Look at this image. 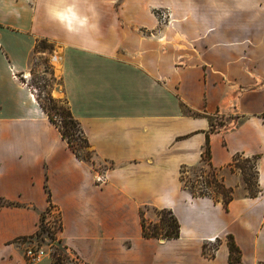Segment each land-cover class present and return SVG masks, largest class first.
Masks as SVG:
<instances>
[{"label":"crops","instance_id":"crops-1","mask_svg":"<svg viewBox=\"0 0 264 264\" xmlns=\"http://www.w3.org/2000/svg\"><path fill=\"white\" fill-rule=\"evenodd\" d=\"M40 41L91 160L28 84ZM207 142L228 205L181 181ZM237 154L256 157V196ZM51 208L80 264H232L229 236L264 264V0H0V264H28ZM163 208L180 236H144Z\"/></svg>","mask_w":264,"mask_h":264},{"label":"trees","instance_id":"trees-1","mask_svg":"<svg viewBox=\"0 0 264 264\" xmlns=\"http://www.w3.org/2000/svg\"><path fill=\"white\" fill-rule=\"evenodd\" d=\"M40 99V98H39ZM50 103H53L51 107L46 106L43 104L41 99L40 103L42 107L46 110L49 114L50 119L56 124L59 128L62 136L68 141L69 146L71 149L77 154L78 157L86 160L92 159V153L89 150V143L87 138L84 135V131L79 123V121L72 115L68 106L67 108H58L57 101L53 99L49 95ZM61 110V111H60ZM59 119V120H58ZM78 140L76 144L75 141ZM211 153H210V146L207 142L206 148L203 153V161L209 164V167L212 171V179L205 180L206 183H213L216 187L218 193L220 194V198L212 197L216 201H222L225 205H228L230 201L233 199V192L234 189L232 187H227L223 180L219 178L218 168H214L211 163ZM239 161H243L245 165H237ZM251 163V169H254L255 172L253 175H250L246 172V165ZM231 167L237 166L239 167L243 173L247 188L249 189L251 196H256L258 193V170L256 166V157H245L241 154H237L234 156L232 163L230 164ZM186 168H183V170ZM183 170L181 175V181L183 182ZM253 178H256V181L253 182ZM194 183V182H193ZM192 183V186H193ZM191 186V188H192ZM185 189H189L193 196H208L209 193L201 192L199 195L188 187V185L184 184ZM157 214L159 215V221L157 222H147L145 216L142 212V229L143 234L146 237H164V238H177L180 236V224L172 210L163 208V209H155ZM229 246H230V261L232 264H242L241 262V254L239 248L236 246L235 242L233 241L232 236H229Z\"/></svg>","mask_w":264,"mask_h":264},{"label":"rangeland","instance_id":"rangeland-1","mask_svg":"<svg viewBox=\"0 0 264 264\" xmlns=\"http://www.w3.org/2000/svg\"><path fill=\"white\" fill-rule=\"evenodd\" d=\"M55 49L54 44L48 43L46 41H40L38 45V52L34 55L32 59V66H31V76L28 84L36 91L38 97L41 99L43 104H46V106L51 107L53 103H50L49 101V91L50 88L54 85L60 84V80L58 77V74L56 73V70L54 71L50 63V57L48 53L52 52ZM54 67V66H53ZM55 101H57V107L58 108H67V104L63 98V96H59ZM61 111V110H60ZM75 143H78V140L75 141ZM237 165H245L243 161H239ZM252 164L249 163L246 165V172L250 175H253L255 170L251 169L250 166ZM232 171H239L244 177L243 171L237 167H231ZM212 171L209 166H202L198 165L195 167H189L183 170V185L186 184L188 187L191 188L192 183L193 186L191 189H193L197 195L201 192H207L209 193L208 196L210 197H216L220 198V194L218 193L216 187L213 183H206L205 180L212 179ZM219 178L223 180L224 177L221 174V171L219 169ZM245 180V178H244ZM256 181V178H253V182ZM225 184V183H224ZM226 185V184H225ZM228 187V186H227ZM188 191H190L188 189ZM191 192V191H190ZM193 195V194H192ZM50 211H53V208L50 209ZM146 213V212H145ZM145 216V215H144ZM145 219L147 222H157L159 221V215L157 214V211L149 210L147 216H145ZM61 218L58 213L53 212H47L43 213L40 218L39 222V230L37 236L39 237V241H43V244L49 243L46 241L44 236L48 233L51 235L52 240L55 238H58V232L61 230ZM41 230V231H40ZM49 235V236H50ZM28 264L29 263L27 260ZM39 264V263H37ZM40 264H80L79 261L68 255V253L65 251L63 244L55 241L54 246H52L49 250V255L44 258Z\"/></svg>","mask_w":264,"mask_h":264},{"label":"built area","instance_id":"built-area-1","mask_svg":"<svg viewBox=\"0 0 264 264\" xmlns=\"http://www.w3.org/2000/svg\"><path fill=\"white\" fill-rule=\"evenodd\" d=\"M59 120V119H58ZM51 212V211H50ZM41 231V230H40ZM46 234L43 239L48 241L49 243L43 244L44 241H39V237L35 236L34 238H30L28 240V245L25 250V257L29 263L37 264L44 260L45 257L49 255V250L52 246H54L55 241L61 243L58 238H54L52 240L51 235ZM66 251V248H64Z\"/></svg>","mask_w":264,"mask_h":264}]
</instances>
